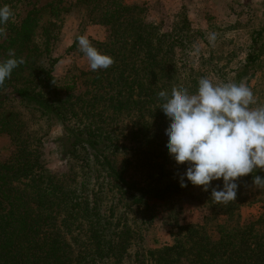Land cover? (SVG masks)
<instances>
[{"label": "trees", "instance_id": "obj_1", "mask_svg": "<svg viewBox=\"0 0 264 264\" xmlns=\"http://www.w3.org/2000/svg\"><path fill=\"white\" fill-rule=\"evenodd\" d=\"M74 7L88 22L104 25L108 35L90 49L101 55V64L72 74L59 85L51 45L60 19ZM144 13L141 5L126 0H76L74 4L0 0V133L10 135L15 143L9 158L0 159V264H123L137 238L127 221L104 220L99 204L78 192L77 174H56L44 167L40 139L31 137L22 111L4 103L1 91L8 87L19 105L40 110L48 121H66L70 111L85 116L84 125L66 127L67 153L98 161L130 194L132 204L144 205L150 217L172 215L176 210L173 194L213 178L215 167L226 166L239 177V181L232 177L228 188L222 184L209 190L203 205L210 215L199 223H177L172 244L147 248L137 243L135 264H264V211L245 219L237 211L248 201L239 183L249 181L264 188V164L245 161L239 152L226 149L199 129L187 144L181 133L188 125L187 114L180 111L178 118L171 116L168 106L186 92L204 88L203 77H185L180 62L190 20L180 15L174 27L164 31ZM78 42L79 37L72 48ZM258 57L249 54L244 68ZM237 106L239 114L242 108ZM125 114L132 116L131 137L151 145L158 158L164 156L159 167L169 162L173 148L184 147L214 153L218 163L194 178L175 176L149 189L130 183L107 154L116 144L117 118ZM180 157L183 168L193 166V161L185 163L184 150ZM257 198L264 200L259 196L248 202ZM222 214L227 216L225 221L219 219Z\"/></svg>", "mask_w": 264, "mask_h": 264}, {"label": "rangeland", "instance_id": "obj_2", "mask_svg": "<svg viewBox=\"0 0 264 264\" xmlns=\"http://www.w3.org/2000/svg\"><path fill=\"white\" fill-rule=\"evenodd\" d=\"M51 0H39L40 4ZM75 3L76 0H63ZM145 9L150 22L162 26L164 31L174 27L177 20L186 16L190 20L187 46L180 54L185 77H203L201 92H186L184 96L168 106V113L177 117L180 111L187 114V126L181 133L190 143L197 129L214 137L226 149L233 148L245 161L254 160L264 164V0H126ZM107 29L102 24L88 22L83 12L74 7L60 19V29L51 45V56L57 59L54 76L59 85L70 80L72 74H80L101 64V55L91 52L93 42L106 40ZM79 37L78 45L72 48ZM41 36H39V40ZM257 54L258 59L247 69L244 68L248 55ZM6 105L14 104L23 113L34 140H39L41 159L44 167L56 174H77L78 192L92 202L99 204L104 220L117 222L119 218L132 228L133 244L128 249L123 264H135L137 243L147 248H158L172 244L178 232L177 223H199L210 215L211 210L203 205L205 194L223 184L231 186L232 177L238 181L226 166L215 167L213 178L200 180L180 193L173 194L171 201L176 210L150 217L144 205L132 204V197L118 186L98 161L89 157L77 159L67 153L69 135L67 128L86 123V117L67 112L66 121H48L40 110L19 105L13 89L1 91ZM234 98L237 99L234 100ZM237 103L242 111L238 114ZM150 114H147L149 117ZM132 116L120 115L115 145L107 154L114 166L130 182L149 189L161 180L175 176L196 177L218 163L214 153L197 151L184 147L172 150L169 162L159 167L161 156L148 143H141L129 134ZM193 143V141H192ZM186 153L185 163L193 166L183 168L180 151ZM15 151L11 136L0 133V159L7 160ZM169 152H166L167 155ZM161 158V159H160ZM191 161V162H190ZM74 183V184H75ZM249 199L264 196V188L255 183H239ZM246 202L237 210L243 218L257 217L264 211V200ZM225 221L227 216H219ZM211 226L214 238L218 233ZM78 232V230H77ZM136 243V244H135Z\"/></svg>", "mask_w": 264, "mask_h": 264}]
</instances>
